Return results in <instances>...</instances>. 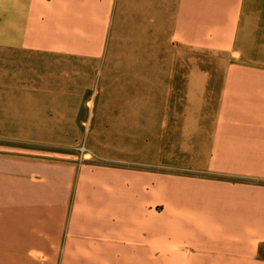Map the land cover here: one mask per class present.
<instances>
[{"label": "crops", "instance_id": "crops-1", "mask_svg": "<svg viewBox=\"0 0 264 264\" xmlns=\"http://www.w3.org/2000/svg\"><path fill=\"white\" fill-rule=\"evenodd\" d=\"M137 3L170 14L169 43L227 62L214 120L182 130L206 134L205 169L224 177L161 180L0 136V264H160L161 251L168 264H264V0ZM112 12V0H0V120H77L88 88L57 83L63 58L97 60ZM208 81L187 73L191 118Z\"/></svg>", "mask_w": 264, "mask_h": 264}, {"label": "rangeland", "instance_id": "rangeland-1", "mask_svg": "<svg viewBox=\"0 0 264 264\" xmlns=\"http://www.w3.org/2000/svg\"><path fill=\"white\" fill-rule=\"evenodd\" d=\"M112 2L104 53L97 60L63 58V76L57 83L88 88L77 120H0V136L25 133L33 148L50 157L159 172L161 180L167 175L224 177L205 169L200 145H205L206 134L192 139L182 130L184 120H214L227 62L169 43V13L139 6L138 0ZM151 37L160 43H140ZM190 69L209 73L203 108L192 118L185 92ZM50 83L55 82L49 78ZM48 112L51 117L62 110ZM10 143L0 140L1 146ZM168 255L161 251L160 264H168ZM259 256L264 259V244Z\"/></svg>", "mask_w": 264, "mask_h": 264}]
</instances>
